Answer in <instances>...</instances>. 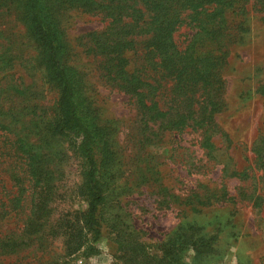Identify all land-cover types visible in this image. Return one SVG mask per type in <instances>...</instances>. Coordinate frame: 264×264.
<instances>
[{
  "label": "rangeland",
  "instance_id": "374dc122",
  "mask_svg": "<svg viewBox=\"0 0 264 264\" xmlns=\"http://www.w3.org/2000/svg\"><path fill=\"white\" fill-rule=\"evenodd\" d=\"M86 1L47 4L80 113L101 128L108 144L109 161L100 166L106 192L100 235L93 242L96 251L89 256L79 252L75 263L178 264L175 231L181 222H189L211 240L213 252L209 261L193 262L189 249L186 264H264V0H197L204 11L218 8L209 19L194 15L195 5L184 9L179 1L183 18L175 31L179 49L210 20L217 28L212 46L214 54H221L214 61L221 79L212 91L221 97V106L212 114L217 126L208 148L187 110L182 111L187 116L182 131L166 129L181 96L177 86L170 88L171 82L161 77L158 66L156 71L148 62L142 35L127 37L135 42L122 49L116 66L101 51L100 33L130 21L123 15V22H111L112 9L107 6L120 4L125 10L131 0H94L100 4L94 10L82 5ZM14 4L15 0H0V60L9 58L0 69V195L5 199L0 236L19 233L39 198L40 181L34 191L30 168L16 156V140L23 137L39 144L54 159L48 166L54 173L53 189L47 188L51 214L43 226L44 239L19 253L0 254V264L57 257L64 238L50 235L51 224L55 223L53 232H61L67 220L73 221L75 213L86 208L78 191L82 159L68 135L47 131L56 119L59 88L49 78L40 45L17 18ZM125 71L139 74L148 84L132 86L135 80L127 81ZM195 105L201 118L204 110L200 103ZM101 153L98 149L99 159ZM17 179L25 180L22 192ZM222 186L227 195L219 197ZM166 249L170 255L163 257Z\"/></svg>",
  "mask_w": 264,
  "mask_h": 264
},
{
  "label": "trees",
  "instance_id": "16d2710c",
  "mask_svg": "<svg viewBox=\"0 0 264 264\" xmlns=\"http://www.w3.org/2000/svg\"><path fill=\"white\" fill-rule=\"evenodd\" d=\"M179 1L131 0L125 10H121L122 6L120 4L116 5V8L111 5L107 6L112 9L111 13H108L113 15L111 22H123V15L128 16L130 21L123 22L122 26H125L126 30L117 25L115 29L109 27L106 32L100 33L103 37L101 51L107 56L108 63L116 66L119 55L123 53L122 49L131 44V41L135 42L134 38L130 41L127 37L134 34L142 35L147 48L148 62L156 71L158 66L161 77L163 76L171 82L170 88L177 86V92L181 96L177 101L179 105H177L174 121H170V125L166 129H180L182 131L187 125L185 120L187 116L182 111L187 110L190 116L193 113L194 124L201 128L203 141L207 139L205 148H208L211 145L208 138L216 132L217 126H215L212 114L221 106V97L215 95L212 91L213 85L221 79L220 73L216 71V65L214 64L215 59L219 60L221 58V54H214V46H212L216 38L217 28L214 21L210 20L207 22L206 27L201 26L202 32L199 29L192 35L184 49H179L175 40V31L183 19L181 16L182 7L179 6ZM194 1L196 3L192 4L193 0H183L184 9H189L192 5H195L194 15L202 14L206 19H209L213 17L211 15L213 11L218 9L215 7L204 11L205 8L199 3L201 0L199 2ZM48 2L49 0H15L14 11L17 13V18L24 22L28 33L40 45L44 68L49 78L59 88L56 119L48 125L47 131L53 136L68 135L70 146L82 159V180L78 191L86 202V208L83 211L76 212L73 221L67 220L68 224L61 232L60 230L53 232L55 223L51 224L49 228L50 235L59 234L64 238L63 250L57 257L47 259L44 262H26L25 264H76L74 257L79 252L83 256H89L96 251L93 242L100 235L101 208L104 204L106 192V183L102 179L100 166L104 167L109 161L105 153L108 151V144L103 140L101 128L91 120L86 119L84 113H80L75 85L60 58L62 47L47 12ZM198 4L200 9H197ZM82 5L89 10H94L100 4L94 0H87ZM56 6L58 7L57 2ZM138 27L139 29L136 31L135 29ZM209 44L210 46H208ZM8 61L9 58L7 57L1 58L0 69ZM124 73L128 77L127 81L133 82L135 80V83L131 84L132 86L139 83L148 84L144 78L142 79L139 74H134L133 71H125ZM197 103L201 104L200 111L204 110L201 118H198L200 113L193 107ZM146 107L148 106L146 105ZM152 107L155 112H160L156 108V103ZM34 125L36 127L38 124L34 123ZM37 131L43 132L44 129L39 128ZM16 141L19 150L23 148V153L26 154H19V150H17L16 156L22 159L23 164L30 168L34 181L31 183L28 180V182L33 184L34 191L38 189L35 182L40 181L39 198L22 222V230L19 233L11 231L4 236H0V254L2 255L19 253L31 247L35 240L44 239L45 229L43 226L51 214V209L48 206L50 193L47 188L50 192L53 189L51 182L53 177L51 175L54 173V169L51 170L48 166L54 159L48 157L39 144L31 143L23 137ZM101 142L103 144L102 148L99 146ZM98 149L102 151L100 159ZM24 181L22 183L17 179V185L20 186L21 192L25 189ZM4 189L5 195H7V188ZM220 191L219 197L227 195L225 186H222ZM211 193L213 194L212 190ZM203 196L209 197L207 193H204ZM5 197L7 200L8 197ZM2 198L3 195H0V214L5 203V199ZM175 234L179 239V243L175 245L176 253L174 256L178 264H186L184 256L185 251L189 249L194 252L193 262L202 259L209 261L211 259V257H208L213 252L211 240H205V235L198 227L189 222H181ZM37 245L41 246V242H37ZM166 255H170V249L163 252V257Z\"/></svg>",
  "mask_w": 264,
  "mask_h": 264
}]
</instances>
